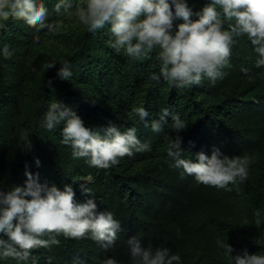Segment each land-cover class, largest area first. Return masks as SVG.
<instances>
[{
	"label": "trees",
	"instance_id": "trees-1",
	"mask_svg": "<svg viewBox=\"0 0 264 264\" xmlns=\"http://www.w3.org/2000/svg\"><path fill=\"white\" fill-rule=\"evenodd\" d=\"M44 3L46 19L59 30H38L15 15L0 21V45L9 46L7 56L0 54V187L23 185L26 169L39 182L61 189L71 183L77 201L89 195L78 187L84 184L97 210L112 211L120 228L107 247L88 236L55 234L58 244L30 250L37 264H102L108 256L130 264L126 239L134 234L142 245L169 247L180 255L181 264H232L220 241L230 244L233 254L245 248L250 254L264 252V224L254 223L257 212L264 217V66H255L258 54L246 34L231 46V66L223 69L222 78L213 84L205 77L200 85L180 88L151 80L150 73L158 70L155 53L138 61L111 49L106 43L109 24L89 31L75 15V3L71 14L63 15L53 8L56 0ZM204 3L189 0L193 11ZM179 22L174 20V26ZM34 35L40 40L34 41ZM65 61L72 75L61 79L56 69ZM48 62L55 63L46 68ZM242 67L249 71L242 72ZM52 99L72 107L92 130L100 131L110 121L121 130L135 125L138 138L151 147L108 168L73 157L70 146L60 142L62 126H43ZM136 106L149 112L145 120L167 108L187 126L173 130L168 116L162 131L154 132L132 112ZM25 131L32 143L26 151ZM177 135L185 158L194 159L198 151L208 155L213 147L228 155L252 156L248 177L226 190L183 173L166 152ZM0 264L28 262L5 257Z\"/></svg>",
	"mask_w": 264,
	"mask_h": 264
},
{
	"label": "clouds",
	"instance_id": "clouds-1",
	"mask_svg": "<svg viewBox=\"0 0 264 264\" xmlns=\"http://www.w3.org/2000/svg\"><path fill=\"white\" fill-rule=\"evenodd\" d=\"M74 3L75 15L89 31L110 25L111 38L106 43L115 52L122 51L138 61L155 53L158 70L151 72L150 78L156 83L164 80L175 87L189 88L200 85L207 77L214 84L223 77V69L231 66V46L245 34L258 54L255 66H264V0H205L197 11H193L189 0H56L53 8L58 15L71 14ZM10 15L22 17L38 30H59L57 23L46 19L48 9L44 0H0V21ZM177 18L181 22L174 26ZM225 20L232 22L225 27ZM33 40L39 41L40 36L34 35ZM0 54H9L7 43L0 45ZM54 63L48 62L45 67L51 68ZM241 71L247 73L249 69L242 67ZM56 75L61 79L71 77L67 61L59 65ZM132 112L154 132L162 131L168 116L173 130L178 132L187 126L185 119L178 113L170 115L167 108L151 120H145L149 112L143 106L134 107ZM57 125L62 126L60 142L70 146L72 156L86 157L88 164L99 168L118 164L121 157L151 147L150 142L138 138L135 125L121 130L110 121L100 131L92 130L72 107L52 99L44 113L43 126L53 130ZM24 138L22 150L26 151L32 147L27 131ZM180 142L177 135L169 143L167 155L175 158L174 165L182 168L183 173L205 185L229 190L249 175L253 157L248 154L228 155L213 147L208 155L198 151L194 159L185 158ZM33 159L38 166L39 158ZM25 176L23 185L14 184L8 190L0 187V233L6 235L0 236V259L13 257L37 264L30 250L58 244L55 234L88 236L103 242L104 247L116 239L120 220L112 211L97 210L96 199L84 184L78 187L89 195L77 201L71 183L61 189L39 182L37 174L27 169ZM254 223L264 224L259 212ZM49 233L52 235L44 238ZM126 244L130 264H181L180 255L169 247L142 245L137 234L129 236ZM219 244L232 264H264V252L250 254L245 248L233 254L230 244ZM102 264L120 262L108 256Z\"/></svg>",
	"mask_w": 264,
	"mask_h": 264
}]
</instances>
